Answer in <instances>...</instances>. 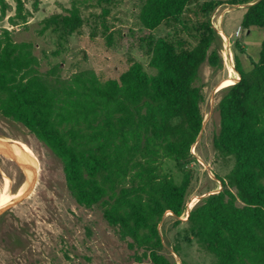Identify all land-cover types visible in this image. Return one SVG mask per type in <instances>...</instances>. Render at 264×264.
<instances>
[{"label":"trees","instance_id":"trees-1","mask_svg":"<svg viewBox=\"0 0 264 264\" xmlns=\"http://www.w3.org/2000/svg\"><path fill=\"white\" fill-rule=\"evenodd\" d=\"M0 0L11 26L27 25L25 0ZM66 14L43 20L41 33L67 41L85 23L83 9L101 7L107 16L117 0H70ZM251 0H231L243 5ZM221 1L141 0L139 21L149 31L162 26L175 35L149 37V66L135 61L118 78L84 70L65 78L60 65L46 72L30 42L0 31V116L20 123L61 160L67 186L86 208L102 210L139 260L174 264L164 249L160 225L166 214L187 211L194 161L202 131L204 95L196 81L203 63H222L211 14ZM185 28L184 32L178 28ZM106 31L108 30L107 27ZM243 30L264 32V0L248 6ZM226 87L218 109L220 129L213 146L233 167L222 189L199 201L186 220L185 239L213 256L212 264H264V39L258 62ZM175 163L180 182L165 170Z\"/></svg>","mask_w":264,"mask_h":264},{"label":"rangeland","instance_id":"rangeland-1","mask_svg":"<svg viewBox=\"0 0 264 264\" xmlns=\"http://www.w3.org/2000/svg\"><path fill=\"white\" fill-rule=\"evenodd\" d=\"M13 7L15 2L8 0ZM221 1L211 14V21L219 34L217 48L222 59L220 66L205 62L200 68L196 85L202 89L204 122L202 131L192 148L194 161L190 165L191 182L187 193V211L177 219L165 215L160 232L162 253L174 264H212L213 256L195 240L186 242V218L189 211L205 197L222 189L218 178H225L233 167V159L224 157L213 146L220 129L218 104L226 87L238 80V72L227 58L230 43L234 58L238 56L245 70L258 62L264 32L258 28L235 32L241 27L249 5L258 0L236 5ZM31 13L27 25L11 26L8 17L0 12V31L12 30L17 42H30L46 72L60 65L63 77L92 70L102 79L118 78L132 62L138 61L146 70L149 66V37L175 35L173 28L162 26L149 31L139 21L141 0H117L107 16L101 7L83 9V27L67 41H60L57 33H41L43 20L54 14H66L70 0H25ZM108 30L106 31V28ZM184 32L185 28L178 26ZM0 143L10 147L19 161L0 153V264H152L139 260L142 250L131 249L118 230L104 219L95 206H81L69 190L61 160L54 152L20 123L0 116ZM32 169L29 174L27 167ZM164 168L177 182L182 173L171 160H164Z\"/></svg>","mask_w":264,"mask_h":264},{"label":"bare ground","instance_id":"bare-ground-1","mask_svg":"<svg viewBox=\"0 0 264 264\" xmlns=\"http://www.w3.org/2000/svg\"><path fill=\"white\" fill-rule=\"evenodd\" d=\"M0 153L1 154H5L6 157H9L11 159H15V160L20 162L17 154L10 147H8L7 145H4L2 143H0ZM24 166L27 167V170H28L29 174H32L31 167L29 165H26V164H24ZM4 200H5L4 197H2L0 199V210L3 208Z\"/></svg>","mask_w":264,"mask_h":264},{"label":"built area","instance_id":"built-area-1","mask_svg":"<svg viewBox=\"0 0 264 264\" xmlns=\"http://www.w3.org/2000/svg\"><path fill=\"white\" fill-rule=\"evenodd\" d=\"M240 31H241V27L238 28V30L235 32V35L239 36L240 35ZM227 58L229 59V61L231 62V65L232 67H235V58H234V55L231 51V48H230V43L227 44ZM189 215V213H188ZM188 219V217L186 218V220Z\"/></svg>","mask_w":264,"mask_h":264},{"label":"crops","instance_id":"crops-1","mask_svg":"<svg viewBox=\"0 0 264 264\" xmlns=\"http://www.w3.org/2000/svg\"><path fill=\"white\" fill-rule=\"evenodd\" d=\"M239 78H240V77H238V80H239ZM238 80H237V81H238Z\"/></svg>","mask_w":264,"mask_h":264}]
</instances>
